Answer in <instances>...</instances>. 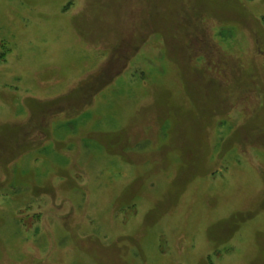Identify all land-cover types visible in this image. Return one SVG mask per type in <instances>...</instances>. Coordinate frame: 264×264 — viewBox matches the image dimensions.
<instances>
[{
  "label": "rangeland",
  "instance_id": "obj_1",
  "mask_svg": "<svg viewBox=\"0 0 264 264\" xmlns=\"http://www.w3.org/2000/svg\"><path fill=\"white\" fill-rule=\"evenodd\" d=\"M0 264H264V0H0Z\"/></svg>",
  "mask_w": 264,
  "mask_h": 264
},
{
  "label": "trees",
  "instance_id": "obj_2",
  "mask_svg": "<svg viewBox=\"0 0 264 264\" xmlns=\"http://www.w3.org/2000/svg\"><path fill=\"white\" fill-rule=\"evenodd\" d=\"M3 54H4V52L2 51H0V59H2V57H3Z\"/></svg>",
  "mask_w": 264,
  "mask_h": 264
}]
</instances>
